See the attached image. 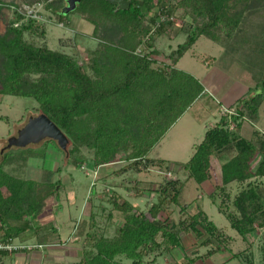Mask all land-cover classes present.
I'll use <instances>...</instances> for the list:
<instances>
[{
    "label": "trees",
    "instance_id": "16d2710c",
    "mask_svg": "<svg viewBox=\"0 0 264 264\" xmlns=\"http://www.w3.org/2000/svg\"><path fill=\"white\" fill-rule=\"evenodd\" d=\"M248 1L131 0L130 8L123 10L109 0H81L73 12L83 13L95 25L94 34L104 46V51L96 50L92 57L93 75L73 56L46 44L28 41L26 31L45 33L35 19L30 18L21 27H12L8 34L0 35V54L4 57L6 71V75L1 76L0 94L35 98L39 103L38 111L48 115L70 139L69 163L77 168L97 169L101 164L116 161L117 154L125 153L131 163L121 172L129 167L136 172L158 167L174 174L157 187L149 185L148 190L157 193L158 200L152 202L148 213L141 212L127 199H111L114 209L123 213L124 223L113 236L96 231L85 233L80 229L78 235L84 236L81 264H119L118 257H125L132 264H143L144 259L155 252L170 254L177 248L183 249L182 233L196 238L208 234L210 237L204 245L212 241L223 245L227 241L201 204L194 210L192 205L182 203L181 196L190 179L198 183L209 180L225 191L224 187L231 182H245L256 176L264 178V133L255 129L251 139L240 134L246 120H259L264 103V32L263 36L256 34L245 40L247 47H251L246 50L249 69L261 71V78L246 97L208 127L192 157L187 162L177 163L178 168L173 170L169 161L152 158L149 154L191 104L204 95V85L193 74L178 68L179 60L201 36L226 48L235 44L231 39L236 40V14ZM144 5L149 12L156 9L148 20H145L148 14L143 11ZM62 6L61 3L46 4L64 22ZM180 12L186 40L169 54H161L154 48V41L175 25L172 18ZM109 23L122 29L119 42L103 34L99 36L103 31L108 32ZM142 46L144 48L138 51ZM154 64L159 65L154 67ZM49 141H45L42 148L7 147L2 154L0 242L17 243L22 233L35 230L38 234L35 250L52 245L45 231L49 228L56 231L57 224L40 225L39 218L46 200L58 192L59 182L20 177L5 168L14 161L29 165L30 158L45 160ZM84 150L92 153L90 159L83 154ZM213 155L220 161L228 158L220 172L214 170ZM181 172L186 175L185 179ZM136 189L138 194L145 190L138 186ZM210 198L216 201V194L212 193ZM170 203L180 206L187 214L176 226L168 209ZM233 205L240 216L220 205L219 211L242 237L246 238L253 231L257 221L264 226L263 186L251 185L241 190ZM41 230L44 233L39 235ZM28 251L30 249L25 247L13 253ZM13 253L0 251L2 256ZM213 253L209 250L207 254ZM246 258L253 264L251 256ZM182 264H196V258Z\"/></svg>",
    "mask_w": 264,
    "mask_h": 264
},
{
    "label": "rangeland",
    "instance_id": "374dc122",
    "mask_svg": "<svg viewBox=\"0 0 264 264\" xmlns=\"http://www.w3.org/2000/svg\"><path fill=\"white\" fill-rule=\"evenodd\" d=\"M48 3H61L63 9L67 0H0V35L8 34L12 27H21L30 18L35 19L45 33L39 35L26 31L25 38L28 41L38 45L46 44L53 50L73 56L93 75L92 57L96 50L104 51V46L100 45L103 41L94 34L95 25L89 22L83 13L73 11L65 14L63 22L52 9L46 7ZM155 10L149 12L147 9L145 20H148ZM181 14L180 12L174 16L172 19L175 25L154 41V48L161 54H169L185 42L187 35L184 33L182 18L179 17ZM236 16V40L231 39L235 44L226 48L224 44L201 36L177 64L178 68L197 77L204 85L205 91L149 154L152 158L169 161L173 170L178 168L177 163L187 162L192 157L195 146L203 140L208 127L215 125L226 109L246 97L261 78V71L249 69L246 50L251 47H247L245 40L256 34L263 36L264 0H249L240 6ZM107 30L108 32L103 31L99 36L103 34L117 42L120 41L121 28L109 23ZM143 48L144 46L139 47L138 51ZM0 68L1 90V76L6 75L4 57L1 54ZM38 107L39 103L33 97L0 94V160L9 146V138L18 136V131L28 119L40 113ZM234 125L231 124L233 127ZM255 129L264 133V103L260 108L259 120H246L240 134L251 139ZM47 140L50 139L30 144L28 147L42 148ZM55 144L53 140L49 141L45 160L30 158L29 165L14 161L5 167L20 177L59 182L58 192L46 200L39 218L40 225L57 224L56 231L51 228L45 231L50 236L48 241L52 245L43 246L40 250L33 249L37 246L38 234L35 230H29L22 233L19 238L21 241L16 239L15 244L24 245L21 243L26 242L33 250L15 252L11 256L0 254V264H81L80 251L83 249L84 236L78 235L80 229L85 233L96 231L105 236L115 235L117 228L124 223V215L114 209L112 200L115 197H119L120 201L127 199L135 203L141 212L148 213L152 202L158 200L157 193L152 194L148 190L149 185L152 183L157 187L165 178L174 175L158 167L143 168L141 172L129 167L121 172L131 163V160L126 159L125 153L117 154L116 161L101 164L97 169L87 166L77 168L73 163H69L70 157L66 152ZM83 154L90 159L92 153L84 150ZM260 159L258 156L257 160ZM227 160L228 158L220 161L213 155L215 172H220L221 165ZM180 174L183 179L186 178L183 172ZM137 181L139 184H136ZM218 181L217 179V183ZM249 183L264 187V178L256 176L245 182L234 181L224 187L225 191L216 188L209 180L198 183L195 179H190L181 196L182 203L192 205L194 210H197L198 203L201 204L210 219L224 232L227 241L223 245L215 241L204 245L210 237L208 234L196 238L192 234L182 233L183 249L177 248L170 254L155 252L147 256L143 264H182L188 262L189 258H196V264H250L246 258L248 256H251L253 264H264V226L259 225L257 221L253 231L244 238L231 227L226 215L219 211L220 205L227 212L240 216L233 202L241 190L251 186ZM136 186L145 190L138 194ZM4 192L7 194L6 189ZM212 193L216 194V201L210 198ZM168 209L174 226L187 217L180 206L174 203H170ZM43 233L44 230H41L39 235ZM225 247L229 250H225ZM209 250L214 251L213 257L208 256ZM234 254L237 256L227 262V258ZM117 260L119 264H132V261L125 257H118Z\"/></svg>",
    "mask_w": 264,
    "mask_h": 264
},
{
    "label": "water",
    "instance_id": "95a60500",
    "mask_svg": "<svg viewBox=\"0 0 264 264\" xmlns=\"http://www.w3.org/2000/svg\"><path fill=\"white\" fill-rule=\"evenodd\" d=\"M81 0H67V5L62 9L64 14L74 11L77 4ZM113 4H117L119 9H129L131 0H109ZM143 11L147 12V7L144 5ZM45 139L53 140L57 145L68 155V147L70 139L62 131V129L52 121L45 113L31 116L28 122L18 131V136L9 138V148L28 147L30 144L39 143Z\"/></svg>",
    "mask_w": 264,
    "mask_h": 264
},
{
    "label": "built area",
    "instance_id": "2783aa9c",
    "mask_svg": "<svg viewBox=\"0 0 264 264\" xmlns=\"http://www.w3.org/2000/svg\"><path fill=\"white\" fill-rule=\"evenodd\" d=\"M226 110H228V109H226ZM231 112H232V110H231ZM231 128H233V126H231ZM37 246L33 247V249L37 248ZM25 247L30 249L29 245H25V244L24 245H17L15 243L0 242V251L1 250H7L10 253H13L15 250H17L19 248H25ZM30 250H32V249H30Z\"/></svg>",
    "mask_w": 264,
    "mask_h": 264
},
{
    "label": "crops",
    "instance_id": "0c3cea01",
    "mask_svg": "<svg viewBox=\"0 0 264 264\" xmlns=\"http://www.w3.org/2000/svg\"><path fill=\"white\" fill-rule=\"evenodd\" d=\"M163 140V139H162ZM161 140V141H162ZM160 144V143H159ZM215 253H213L212 255H211V257H213V255H214ZM12 255V254H11ZM11 255H8V256H11ZM227 259H229L227 262H229V261H231L232 259H230V258H227Z\"/></svg>",
    "mask_w": 264,
    "mask_h": 264
}]
</instances>
